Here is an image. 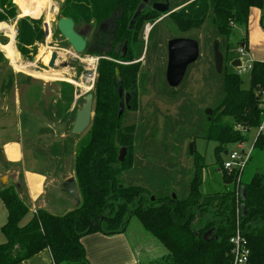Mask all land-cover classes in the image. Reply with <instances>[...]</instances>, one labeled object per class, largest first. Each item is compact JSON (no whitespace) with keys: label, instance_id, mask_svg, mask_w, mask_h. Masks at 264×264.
<instances>
[{"label":"trees","instance_id":"16d2710c","mask_svg":"<svg viewBox=\"0 0 264 264\" xmlns=\"http://www.w3.org/2000/svg\"><path fill=\"white\" fill-rule=\"evenodd\" d=\"M142 1L65 0L60 16L71 18L75 25H108L113 20L114 32L119 35L118 43L119 40L121 45L127 42L130 48L134 31L149 20V13L145 10L129 29ZM15 2L22 16L31 14L33 4L30 0ZM254 8L264 9V0H193L179 12L171 14L181 32L200 28L210 19L221 38L227 40L228 49L232 25H247ZM152 14L151 19L161 16L156 11ZM19 15L11 0H0V23L15 21ZM42 24V19L27 17L17 21V48L24 56L28 54V47L43 40ZM133 54L131 51L122 58L108 53L100 60L88 141L79 147L75 159V176L81 198L78 207L59 216L39 210L27 225L21 226L30 210L21 199L17 185L0 189V198L8 211L7 222L2 228L7 242L0 245V264H20L47 249L55 264H89L82 239L97 233L121 235L133 218H137L143 228L169 251L168 256L151 264H232L230 241L236 231L237 210L243 206L246 215L241 212L240 222L251 251L249 264H264V170L242 186L245 187L244 200L242 193L237 196L236 184L235 189L227 190L225 194L202 193V174L207 165L196 160L193 179L184 198L153 196L141 187L122 183L121 175L133 168L135 162V127L122 125L124 114L119 117L120 100L115 86L118 66L109 58L125 61ZM119 68L124 90L137 93L134 67ZM259 88H264L263 62L253 63L250 88H245V82L236 72L225 74L222 99L212 117L207 118L204 135L205 140L218 145V158L229 145L246 140L234 130V125L249 129L259 127ZM136 102L135 99L132 102L133 111ZM122 147L127 148L128 153L125 161L120 163ZM255 148L264 150V135L258 137ZM219 165L224 183L237 182L238 176L227 175L224 171V162ZM152 197H155L154 202ZM210 231H213L212 240L205 241L204 236Z\"/></svg>","mask_w":264,"mask_h":264},{"label":"rangeland","instance_id":"374dc122","mask_svg":"<svg viewBox=\"0 0 264 264\" xmlns=\"http://www.w3.org/2000/svg\"><path fill=\"white\" fill-rule=\"evenodd\" d=\"M64 1L50 0V7L46 11V0H30L33 4L32 12L29 16H22L15 0H11L20 15L15 21L0 23V129L21 123L24 127L26 147L48 161L58 158L57 162L53 163L58 169L53 165L51 174L57 175L58 179L63 175V188L70 178L76 180V155L79 147L88 141L89 129L82 135L74 136L72 128L77 111L84 104V98L88 94H96L101 60L100 57L90 55L88 48L83 54H76L60 34L58 21L62 18L60 9ZM159 1L152 0V3ZM169 1L170 11L174 14L193 0ZM147 12L149 20L139 25L131 38L134 40L129 48L134 52L132 57L125 61L109 58L118 67H134L139 92L136 110H127L122 122L123 127H135V162L133 168L121 175L122 183L125 186L141 187L153 196L176 195L184 198L188 194L195 163L198 161L207 165L202 174V193L225 194L227 190L235 189V184L237 189H242L241 187L249 184L259 171L264 170V150L253 149L251 160L240 182L237 179V182L232 184L224 183L221 166L217 164L223 162L225 157L218 158V145L204 139L208 126L206 111L211 109L214 114L218 107L223 96L225 74L236 72L231 65L233 61L242 59L244 63H253L251 60H254V57L264 58V9L260 10V18L255 24L232 25L229 47H221L225 58L221 75L217 74L215 69L213 48L222 38L210 19L200 28L181 32L172 14H161L158 18L151 19L152 9L148 8ZM24 17L42 19L45 35L43 40L27 48V56L21 54L17 48V21ZM12 28L16 33L15 49L20 57L17 66L12 64L5 53V49L10 47ZM76 29L82 31V25H76ZM244 32H248L251 38V49H247L244 57H241L238 50L244 41ZM180 38L197 41L200 57L189 67L182 84L174 89L166 80L168 43ZM90 41L91 39L89 44ZM54 52L58 53L57 65H60L61 61L69 63V67L56 70L60 73L57 78L52 76L53 71L45 63L47 57L51 60ZM241 77L245 88H250L251 72L243 73ZM94 107L95 100L93 111ZM39 131L40 133H37ZM256 133V129H252L246 136V148L253 147ZM4 140L6 139L0 140V189L15 186L17 183L15 175L12 174L17 169L4 160L1 150ZM227 148L235 150L236 146L229 145ZM55 153L58 155L52 156ZM6 210L0 198V238L4 240L6 237L1 224L7 215ZM133 219L128 234L131 241L137 242L135 248L141 251L143 260L140 264L155 263L168 256L169 251L165 246L144 230L137 218ZM26 220L27 216L21 226L27 223Z\"/></svg>","mask_w":264,"mask_h":264},{"label":"crops","instance_id":"0c3cea01","mask_svg":"<svg viewBox=\"0 0 264 264\" xmlns=\"http://www.w3.org/2000/svg\"><path fill=\"white\" fill-rule=\"evenodd\" d=\"M260 10L262 9L254 8L251 10L247 25L256 23V20L260 18ZM257 11L259 12L257 13ZM244 34L246 35L242 39L244 41L241 44V48H245V50L251 49V38H249L248 32H244ZM251 61L253 63H264V58L258 56V58L254 57V60ZM23 132L24 127L21 123H16L14 126H5L0 129V140L6 139L1 143L4 160L11 167L14 166L12 168L17 169L12 174L16 177V185L19 184L22 186L23 193L21 194V199L27 204L30 210L25 225L33 219L35 211L44 210L50 214L59 216L65 215L77 208L80 202L78 203L72 199L66 193V186L65 188L62 186L63 175L61 179H58L57 175L51 174V171H53V163H56V159L58 158L48 161L42 156H39L31 148L26 147ZM37 133H40V131ZM57 155L55 153L52 156ZM54 166L56 167V164ZM56 169L58 168L56 167ZM56 169L55 172L57 171ZM71 179L75 180L74 178ZM75 183L77 186L76 180ZM6 213L4 222H1V227L7 222L8 212ZM133 221L134 219L129 222L126 231L121 235L104 236L97 233L84 237L82 244L86 250L89 264H140L143 260L141 251L135 248L137 242L131 241L128 234V229ZM6 242V238L5 240L0 238V245ZM166 253L167 251L165 250L164 254ZM20 264L55 263L50 250L47 249Z\"/></svg>","mask_w":264,"mask_h":264},{"label":"water","instance_id":"95a60500","mask_svg":"<svg viewBox=\"0 0 264 264\" xmlns=\"http://www.w3.org/2000/svg\"><path fill=\"white\" fill-rule=\"evenodd\" d=\"M163 3H154L153 9L159 14L164 16L171 14L170 11V1L169 0H161ZM151 0H143L140 6L138 7L137 11L133 15V18L130 22L129 29H132L134 24L136 23L138 17H140L146 8L149 6ZM179 9L177 12H179ZM105 25V24H104ZM58 30L62 37L68 42L71 48L75 51L76 54L81 55L87 50V42L89 38V34L91 31V27H88L86 33L79 32L76 29L75 22L71 18H61L58 21ZM48 35V30H46V36ZM226 39H222L221 42H216L214 44L213 52H214V64L217 74L221 75L224 70L225 65V58L223 53L221 52V47L226 49ZM126 50H127V43L124 45V53L122 54V58L126 57ZM99 56L101 58H105L107 53L102 51L99 52ZM200 57V47L199 43L192 39H173L168 43V65H167V72H166V80L168 85L171 88H178L189 69L190 66L195 64ZM58 53L54 52L51 55V60L48 65L49 69L53 70H61L64 68L69 67V63L67 61H61L60 65H57L58 62ZM232 67L237 69L241 66V61L235 60L232 62ZM122 75L121 70L119 67L115 69V84L119 85V95L121 98L120 109H119V117H121L125 111V103L127 104L128 108H130V95H127L126 102L123 101V87H122ZM93 102H94V95L88 94L84 98V104L80 110L77 111L75 122L72 128V135L78 136L85 133L92 123L93 117ZM207 117L210 119L213 115V110L208 109L206 111ZM118 139V138H117ZM119 146V144H116ZM194 153L193 145L191 146V155ZM127 156V148L122 147L119 153V162L123 163ZM17 191L21 195L23 190L21 186L17 185ZM66 193L74 199L76 202H80V196L78 192V188L74 180H69L66 184ZM242 198L245 199V187H242ZM177 196L173 195V199H176ZM155 201V197H152V202ZM243 215H245V206L242 207ZM213 235V231L208 232L204 236L205 241L212 240L211 236ZM199 236V234H198Z\"/></svg>","mask_w":264,"mask_h":264},{"label":"built area","instance_id":"2783aa9c","mask_svg":"<svg viewBox=\"0 0 264 264\" xmlns=\"http://www.w3.org/2000/svg\"><path fill=\"white\" fill-rule=\"evenodd\" d=\"M245 51H246L245 48H240L238 50V53L241 55V57H244ZM240 61H241V66L236 69L237 74L239 76H242L243 73L251 72L253 63H251L250 61L244 63L242 59H240ZM258 97H259V110L261 116V123L259 127L256 129L257 133L254 139L253 147L251 149L246 148V144L244 140L233 144L236 146L235 150H229L227 148L226 154H223V157H225V160L223 161L224 171L227 173V175L238 176L239 182L241 180L242 174L247 164L251 160V155L253 149L255 148V144L257 142L258 137L264 135V88H259ZM234 130L239 132L246 139V136L251 132L252 129L236 124L234 125ZM238 195L239 193H237V196ZM36 214L37 211H35L34 215ZM230 243L232 245V250H231L232 264H249L251 251L246 237L242 234L239 228H237L235 235L232 237Z\"/></svg>","mask_w":264,"mask_h":264},{"label":"flooded vegetation","instance_id":"af4514ba","mask_svg":"<svg viewBox=\"0 0 264 264\" xmlns=\"http://www.w3.org/2000/svg\"><path fill=\"white\" fill-rule=\"evenodd\" d=\"M158 3H163V1L160 0ZM153 4L154 3H152V0H151L150 4L146 8V10L149 8V9H152V11H154ZM112 21H109L108 25H107V23L105 25L101 24L99 26H96L95 24L82 25V31H80L82 33H86L87 30H88V27L89 26L91 27V31H90L88 42H87V48H88V51H89L90 55H94V56L99 58L100 57L99 56L100 55L99 52L104 51L107 54L111 53V54H115L118 57H122V54L124 53V45L127 42H125L124 45H121L120 43H118L117 38L119 37V35L115 34V32H114L115 31V26L112 25ZM90 39H91V41H90V44H89V40ZM128 49L129 48L127 46L126 56L131 52ZM100 59H102V58L100 57ZM115 86L117 87L118 97H119V100H120V103H121V98H120L119 90H118L119 85L115 84ZM123 91H124V93H123V101H124V103L126 102L127 95H130V103H129L130 108H128L127 104L125 103V111L123 113V114H125L127 110L128 111H133L132 110V107H133L132 102L134 101V99L135 100L139 99V92L138 91H137V93H135V91L127 92V91L124 90V88H123ZM119 109H120V104H119ZM224 154H226V151H225ZM236 193H239L238 197L241 196L240 188H239V190L238 189L236 190ZM241 212H243V210H242L241 207H239L238 210H237L236 230H237V228H239L240 230L242 229L241 228V222H240V220H241L240 219L241 218ZM241 232L244 235L242 230H241Z\"/></svg>","mask_w":264,"mask_h":264},{"label":"bare ground","instance_id":"6f19581e","mask_svg":"<svg viewBox=\"0 0 264 264\" xmlns=\"http://www.w3.org/2000/svg\"><path fill=\"white\" fill-rule=\"evenodd\" d=\"M49 7H50V0H46V11H47V9ZM15 36H16V33L13 30V28H12L11 29V42H10V47L7 48V49H5V53H6V56L8 57V59H10V61L12 62V64H14L15 66H17L20 57H19L18 52L15 49ZM45 63L47 65H49V63H50V58L49 57L46 58ZM52 71H53V73H52V76L53 77H56V78L57 77H60V75H59L60 73L58 74V72L56 70H53V69H52Z\"/></svg>","mask_w":264,"mask_h":264}]
</instances>
